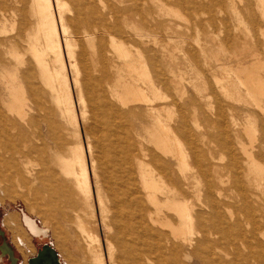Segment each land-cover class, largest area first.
Wrapping results in <instances>:
<instances>
[{
	"label": "bare ground",
	"instance_id": "bare-ground-1",
	"mask_svg": "<svg viewBox=\"0 0 264 264\" xmlns=\"http://www.w3.org/2000/svg\"><path fill=\"white\" fill-rule=\"evenodd\" d=\"M70 2L73 15L64 19L59 11L53 13V8L59 10L60 0H0V116L10 130L6 134L0 129V173L8 171L5 177L10 181L28 185L30 161L26 164L25 160L36 145L30 150V142L42 141L47 133L54 143L50 147L51 176L60 173L70 179L74 191L88 197L90 174H103L105 208L114 231L112 242L108 241L110 264H177L180 248L186 246L202 264H238L219 258V254L211 257V249L218 248L219 241L237 254L242 245L248 258L264 264V203L260 198L264 193V0ZM131 14L152 17L157 26L173 33L182 30L179 20L190 26L165 42L152 39L156 47L151 56L138 50L132 53L113 36L109 39L113 49L110 53L98 49L94 65L86 51L74 55L67 39L69 28L78 33L80 42L88 41L101 27L121 32ZM107 19L112 20L108 23ZM200 31L205 34L203 40L191 36ZM62 46L74 86L79 88L81 112H88L91 118L88 154L81 145H68L65 152L58 145L64 136L57 129L56 118L75 119L72 87L63 73ZM108 56L117 57L118 64L110 63ZM109 75L113 80L105 82ZM34 78L37 82L33 84ZM188 86L193 96L184 95ZM140 112L149 123L139 124L141 132L137 130L138 139L134 140L126 121H137ZM1 137L11 139L13 145L4 146ZM169 155L175 159L176 175L168 168ZM220 158L225 159L224 164H215ZM149 161L159 169L150 168ZM188 166L194 175L185 173ZM223 173L230 177L232 200L244 228L238 218L231 223L222 215ZM198 177L203 182L201 188L195 183ZM33 189L31 193L42 192ZM66 197L72 198V193ZM79 218L74 224L88 243L90 260L103 263L95 222ZM21 222L35 236L44 232L25 212ZM44 224L52 227L48 220ZM13 236L22 247L24 240L18 239L16 232ZM60 238L65 240L62 231ZM251 238L256 241L251 243ZM70 246L80 260L87 256L80 257L73 240ZM0 249L12 255L6 244ZM71 262L69 259L68 264ZM29 264L61 263L55 249L45 244Z\"/></svg>",
	"mask_w": 264,
	"mask_h": 264
},
{
	"label": "rangeland",
	"instance_id": "rangeland-1",
	"mask_svg": "<svg viewBox=\"0 0 264 264\" xmlns=\"http://www.w3.org/2000/svg\"><path fill=\"white\" fill-rule=\"evenodd\" d=\"M60 4H61V6H60L59 10L58 9L55 10V8H53V13L56 15V13H58V11H59L62 14V16L64 17V19H66L68 17H72L73 12H72V5H71L70 0H60ZM53 5H54V3H53ZM177 9L180 10V8H177ZM174 11H176V10H174ZM153 12H154V9H153ZM179 12L183 13L182 10H180ZM131 15L132 16H129V15L126 16L127 18H125V19L127 21L126 22L127 24H125V26H123V29L121 32L111 31L110 29H105V28L101 27V28L96 30L95 34L88 41L80 42L78 33H76V32L74 33V31L71 28H69L67 39L71 43V48H72V51L74 52V55L79 54L81 51L84 50L87 52L86 57L88 58L89 62L91 63V65L92 64L94 65V62L96 60L95 57L98 54L99 50L105 51V53H110L111 50L113 49V47L111 46V41H109V39H111V36H113L114 41L116 43L122 42L126 46H124L122 43H121V45H123L125 48H129L132 51V53H135L136 52L135 50H138V52L140 51L142 54H145V55L150 54V56H151L154 54V50L156 47V46L153 47V45H154L153 40L156 41V39H158L160 41V40L164 39V42H165L167 39H169L171 37L175 38L176 34L181 35V33H183L185 31L184 26H187V25L190 26V23L187 24V22L179 20V24L181 25L182 30L179 27V29L181 30L180 33H177V32L173 33V32H170L169 30H166L165 29L166 27H161L159 25L157 26L155 24V21H153L152 17L151 18L148 17L149 19L148 18L142 19L141 15H139V14H136V16H135V14H131ZM168 16H169L168 13H166L164 17L167 18ZM124 17L125 16H122L121 19H124ZM110 20H112V19H110ZM110 20L107 19V22L110 23ZM133 22L138 26V29L134 27ZM129 25L130 26L132 25L131 28ZM59 33H60L61 40H62V35H61L62 32L60 29H59ZM108 33H110V34H108ZM201 33H203V34H201ZM190 34H191V32H190ZM107 35L109 38L107 37ZM191 36L193 38L194 37L198 38V36L200 38L201 37L204 38L205 34H204V32L200 31L197 34L195 32L192 33ZM154 37H155V39H154ZM221 37H222V34H221ZM202 38H201V40H203ZM63 43L64 42L62 41V45L64 46ZM155 45H156V43H155ZM179 45L181 47H184L182 44H179ZM63 46H62V49H63L62 61H63V65H64L63 73L66 75L67 81H68L69 85L72 87L71 88V95H72V100L74 101V105H75V111H74L75 119L72 120L68 117L63 118V119L62 118L61 119L56 118V120L58 121L57 122V129H58L59 133H61V135L64 136L61 138V140L62 141L64 140V142H65V144H63L64 142H62V141L60 142V140H59L58 142L60 144L58 143V145L63 147V149H62L63 152H65L64 150L68 147V145H72V146L81 145L83 147V150L85 151V153L88 154L87 144H88V137H89L88 135H90L89 134V129H90L89 127L91 126V118L89 117L88 112H86L85 115L82 114V112H81L82 106L80 104H78V100L80 97L79 88L74 86L72 70L70 69L68 57L66 56V49ZM187 47L188 46H185L184 48H187ZM149 48H151L150 50H152V51H150ZM47 57H52V56H50V54H48ZM129 57H128V59L132 58V56L130 58ZM112 58L113 59H111V57H109L108 61L110 63L118 64L117 57H112ZM111 60H113V61L111 62ZM114 60H116V61H114ZM110 80L111 81L113 80L112 75L107 76V78L105 79V82L106 81L110 82ZM31 81L33 82V84L37 82L36 78L32 79ZM208 81H209V78H208ZM33 92H34V94H36V92H37L36 89H34ZM184 95L186 97H187V95L193 96V91L189 86L186 87V93ZM43 99L46 100V106H49L48 95L43 96ZM210 101H212V99ZM143 107L144 106L140 105L141 109ZM141 113L142 112H140V115H141ZM50 116H51V118H53L52 114H50ZM137 117H138L137 121L133 120V118H129L126 121L127 131L130 133L131 138H133L134 140L138 139L136 132H137V130L140 131L139 130V124L143 123L142 125H145V124L149 123V122H147V120H145L146 118L144 116L138 115ZM239 118H241L240 121H243V122L245 121L242 115H240ZM139 122H141V123H139ZM200 123H202L201 119H200ZM7 126L9 127L7 120L0 116L1 132L5 131L6 134H10V130L7 128ZM48 137H49V135L46 133L45 139H43L42 141L41 140L36 141V139H33L30 142V145H32V146H29L30 150L36 144L32 150H34V151L36 150L37 154H36V151L35 152L33 151V153L30 152V156L28 155V157H26V160H25L26 164H27V161H30L27 164V169H28L29 173L31 174V175L27 176V179H26V181L28 182V185H27V183L21 184V185H18V184L16 185L13 182V180L10 181V177H8L10 172H8V171L7 172L4 171L5 173L4 172L0 173V176L4 177V178H0V182L4 183V184H1V186H0V244L5 242L7 244V246L11 249L12 256H13V260H12V258L7 254L6 251H5L6 253L1 252V249H0V264H26L27 257H29L30 255H33L34 252L36 251V249H38L44 243H47L53 249H55L57 256H58V260H59V262H61V264H68L69 259H70V261H72L71 263H73V264H81V262H86V263L88 262V264H97V263H94V261L90 260L91 259V253H89L87 250V247H88L87 244L88 243L85 242V240L83 239L84 237H82L81 235L78 234V230H77L76 225L78 224L77 221H79V219H80L79 217H81V219H83V218L88 219L89 218V220H93L95 222V224L97 226L98 233H99V238H100L99 243H100L101 251H102L103 256H104L103 263H101V264H110V261L108 258V241L112 242V236H113L114 231L111 228L112 225L110 223V213L105 208V203H107V202H106V192H105L106 186H105V183L103 182V178H102L103 174L101 172H98L96 175L90 174L91 193L88 197L84 196V194H82L80 192L74 191L73 184L70 181V179L63 178V176L60 175V173H59V175L55 174V175L51 176L52 174L49 173L50 172L49 168L52 169V168H54V166L51 162L52 150L50 149V147L52 148L54 143L51 140V138L48 139ZM63 138H65L66 140ZM1 139H2V143L4 146L5 145H7V146L13 145V143H12L13 141H11V139L10 140H4L5 137L4 138L1 137ZM89 139H91V141L93 140L91 137ZM41 142H42V144H41L42 147L39 144ZM46 142H47V144H46ZM66 142L69 144H67ZM18 145L19 144L15 143V146L17 148H18ZM44 145H45V148L43 147ZM20 147L21 146L19 145V148ZM35 148H37L38 150ZM41 148H42V151H41ZM47 151H49V152H47ZM38 152H39V154H38ZM40 152H41V154H40ZM48 155H50V156L48 157ZM167 158H168L167 159L168 160V168H170L169 169L170 172L173 175H176L175 159L173 157H171L170 155ZM220 159H217V161L218 160H220V161L219 162L216 161L215 164H217V163H218V165H221V163L224 164L225 159L224 158L223 159L220 158ZM87 160H88V158H87ZM222 160L224 162H222ZM88 162H89V160H88ZM149 163H150L149 167L150 168L152 167L153 170L155 168H156L155 169L156 171L159 169L158 168L159 166L157 163H156L157 165L155 163L153 164V162H150V161H149ZM29 166H30V168H29ZM50 166H53V167H50ZM132 166H134V165H132ZM189 167L190 166L187 167V170L185 169V173L186 174L187 173L193 174V172H190L193 170L188 169ZM40 169L41 170L45 169V170L44 171L42 170V172H41ZM134 169H135V167H132V170H131L132 175L134 174L133 177L136 176V173H134L135 172ZM33 170H34V172H33ZM31 172H33V173H31ZM37 172H39L41 174L40 175L38 173L40 178H43V179L38 178V174L36 176L35 173H37ZM5 175H8V176H6V177H8V179L5 177ZM223 175L224 176L222 179L224 180V183H222V184H225V185H222V195H223V204L221 206L222 215L224 216L225 220H227L228 222H231V223L234 222V220H236L238 218L241 221V226L244 228L245 224L243 223V218L240 215V213L238 212L237 207L234 205L233 200H232V196L234 195V192L231 191L230 184L228 182L230 180V177L227 178L228 177L227 173H225V174L223 173ZM34 176L36 177V179L34 178ZM225 176H227V177H225ZM29 178H30V181H28ZM33 178H34V181H33ZM61 178H63L62 179L63 181L61 180ZM198 178H200V177H198ZM2 179H4V180L7 179L6 180L7 183H6V181L3 182L4 180H2ZM37 179H38V181H36ZM64 179H65V181H64ZM198 180H199V182H198ZM198 180H197V182L195 181V183H197V185L199 184L198 187L201 188L203 182H202L201 178ZM39 182L42 184H40ZM10 183H11V185H9ZM36 184L39 185L40 187L39 186L37 187ZM47 184L50 185V187ZM30 185H31V187H30ZM10 186H13V187H10ZM20 186H22V188L24 189V192L29 190V192H28L29 194L26 192H25L26 193L25 194L19 188ZM29 187H30V189H33V187H34L35 189H33V191L37 190V188H40V191H42V192H40L38 189V191L40 193H37V191H35L36 194H35V192L31 193L30 192L31 190L29 189ZM69 191L72 193V198L66 197ZM248 193L250 194V197H251V188L249 189ZM31 194L32 195L34 194V196H32ZM263 194L264 193L260 194V196L262 195L260 198H261V202L263 201V203H264V197H263L264 195ZM37 195H38V197H37ZM99 198H101V200L103 201V207H100ZM262 206H264V204ZM226 209L227 210L229 209L228 210L229 212H227ZM23 212H25L29 217H31L39 227L44 228V232L42 234L34 236V235H31L30 233L27 232L24 224L21 222V215ZM5 214H7V215H5ZM4 215H5V217L3 218ZM76 215H79V216H77V218H76ZM2 218H3V222H2ZM45 220H48L52 224L51 228H48V226H45L46 225V224H44ZM74 223H77V224H74ZM106 226H109L110 228L106 227ZM15 227H17V228H15ZM13 230H15V231H13ZM61 231L63 232V235L65 236V240H64V238L63 239L60 238L61 239V241H60V239H58V235L61 233ZM76 231H77V233H76ZM262 231H264V227L262 228ZM14 232H16L18 239L21 238L22 240H24L22 247L19 246V243H17V241L14 239V236H13ZM77 234L79 236H77ZM72 240L74 241L75 246L78 247V249L80 250L79 251L80 255H81L80 257H82V254H83V256L85 254L87 255V256H84L85 257L84 259H81L82 261L79 259V257L76 256V254H74L73 249L70 246V242ZM82 240H84V241H82ZM255 241H256L255 239L251 238V243L252 242L254 243ZM213 242H214V244H216L215 243L216 239H215V241L212 239L211 243H213ZM214 244H212V245H214ZM217 245L219 246V247L217 246L218 248L213 247L211 249V251H212L211 257L214 259L216 258L215 256H218V254H219V256H220V257L218 256L219 258H222L223 260H227V261L228 260L229 261H236L238 264H257V262L254 258H252V257H251V259L248 258L247 249L244 248L242 245L239 247V251H238L239 255L237 253H235V251L231 247H228L224 241H219L217 243ZM193 247H194V245H193ZM180 249L181 250H180V253L178 254L177 264H202L201 260L199 258H197L196 256H194L190 253L192 248L186 246V247H183ZM67 254H68V256H67ZM243 257H245V258L243 259Z\"/></svg>",
	"mask_w": 264,
	"mask_h": 264
},
{
	"label": "crops",
	"instance_id": "crops-1",
	"mask_svg": "<svg viewBox=\"0 0 264 264\" xmlns=\"http://www.w3.org/2000/svg\"><path fill=\"white\" fill-rule=\"evenodd\" d=\"M8 214V213H7ZM7 214H5V215H7ZM5 215L3 216V218L5 217ZM3 218H2V222H3ZM28 233H30L29 231H27ZM31 235H34V234H32V233H30ZM35 236V235H34ZM5 243V242H4ZM45 244H47V243H44V245ZM40 249V248H39ZM39 249L37 250L36 249V251L34 252V254L33 255H30L29 257H27V259H26V264H29V260L31 259V258H34L36 255H37V253H38V251H39ZM12 252V251H11ZM11 258H12V260H13V256L12 255H10V254H8ZM29 258V259H28ZM24 259V260H25ZM28 260V261H27ZM61 263V262H60Z\"/></svg>",
	"mask_w": 264,
	"mask_h": 264
},
{
	"label": "water",
	"instance_id": "water-1",
	"mask_svg": "<svg viewBox=\"0 0 264 264\" xmlns=\"http://www.w3.org/2000/svg\"><path fill=\"white\" fill-rule=\"evenodd\" d=\"M43 245H44V244H42V245H41L39 248H42V247H43ZM39 248H38V249H39ZM38 249H37V250H38ZM28 259H29V258H28ZM27 261H28V260H27Z\"/></svg>",
	"mask_w": 264,
	"mask_h": 264
},
{
	"label": "flooded vegetation",
	"instance_id": "flooded-vegetation-1",
	"mask_svg": "<svg viewBox=\"0 0 264 264\" xmlns=\"http://www.w3.org/2000/svg\"><path fill=\"white\" fill-rule=\"evenodd\" d=\"M2 244H6V243L3 242V243L0 244V246H1ZM6 245H7V244H6ZM7 254H9V253H7Z\"/></svg>",
	"mask_w": 264,
	"mask_h": 264
}]
</instances>
